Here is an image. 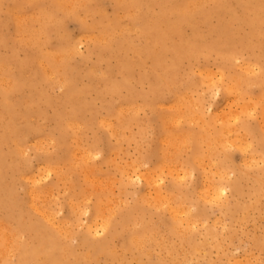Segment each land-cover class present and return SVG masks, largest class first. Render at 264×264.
<instances>
[{"label": "rangeland", "instance_id": "obj_1", "mask_svg": "<svg viewBox=\"0 0 264 264\" xmlns=\"http://www.w3.org/2000/svg\"><path fill=\"white\" fill-rule=\"evenodd\" d=\"M262 34L264 0H0V232L21 236L5 233L0 264L19 256L16 244H37L36 234L57 238L59 264H264V187L255 193L264 181L255 138L264 136ZM228 64L250 75L240 92L225 89ZM222 126L236 135L224 133L214 161L203 159L204 143L187 142ZM218 168L228 171L223 182ZM208 183L224 184L219 198ZM162 203L183 207L180 239ZM144 230L152 235L136 247L132 234ZM163 236L165 249L155 246Z\"/></svg>", "mask_w": 264, "mask_h": 264}, {"label": "bare ground", "instance_id": "obj_2", "mask_svg": "<svg viewBox=\"0 0 264 264\" xmlns=\"http://www.w3.org/2000/svg\"><path fill=\"white\" fill-rule=\"evenodd\" d=\"M13 1V0H12ZM80 2V1H79ZM24 3V2H23ZM87 3V2H86ZM199 3V2H198ZM53 4V3H52ZM63 6V5H62ZM86 7V6H85ZM63 9V8H62ZM101 9V8H100ZM15 10V9H14ZM82 10V9H81ZM183 11V10H182ZM252 11V10H251ZM261 11V10H260ZM36 12V11H35ZM123 13V12H122ZM177 13V12H176ZM185 13V12H184ZM259 13V12H258ZM147 14V13H146ZM43 15V14H42ZM251 16V15H250ZM29 17V16H28ZM61 17V16H60ZM41 18V17H40ZM52 18V17H51ZM58 18V17H57ZM30 19V18H29ZM61 19V18H60ZM24 20H25V18H24ZM28 20V19H27ZM33 20V19H32ZM35 20V19H34ZM38 20V19H37ZM64 20V19H63ZM30 21V20H29ZM24 23V22H23ZM64 24V23H63ZM82 24V23H81ZM249 27H250V32L252 31V25H253V20H251V19H249ZM124 26V25H123ZM23 28V27H22ZM31 28V27H30ZM56 28V27H55ZM89 30V29H88ZM152 30V29H151ZM131 31V30H130ZM191 31V30H190ZM101 32V31H100ZM144 32V31H143ZM19 33H20V31H19ZM32 33V32H31ZM116 33V32H115ZM166 33H168V31L166 32ZM25 34V33H24ZM105 34V33H104ZM107 34V33H106ZM137 34V33H136ZM108 35V34H107ZM262 35H264V34H262ZM84 36V35H83ZM100 37V36H99ZM80 38V37H79ZM85 38V37H84ZM96 38V37H95ZM137 38V37H136ZM249 38H250V34L248 35V37H247V40H249ZM40 40V39H39ZM43 40V39H42ZM98 40V39H97ZM130 40V39H129ZM27 42H28V39H27ZM34 42V41H33ZM257 42V41H256ZM104 43V42H103ZM106 43V42H105ZM79 44V43H78ZM132 44V43H131ZM156 45V44H155ZM43 46V45H42ZM157 46V45H156ZM16 48V47H15ZM75 48V47H74ZM55 51V50H54ZM14 54V53H13ZM131 54H133V52H131ZM90 55V54H89ZM233 55H234V53H233ZM8 56V55H7ZM143 56H145V55H143ZM252 56V55H251ZM58 57V56H57ZM146 57V56H145ZM231 57V56H230ZM233 57V56H232ZM238 57V56H237ZM234 58V57H233ZM88 59V58H87ZM236 59V58H235ZM256 59V58H255ZM228 61H229V59H228ZM102 62V61H101ZM43 63V62H42ZM243 63V62H242ZM241 63V64H242ZM240 64V65H241ZM245 64V63H244ZM248 64H250V63H248ZM63 65V64H62ZM240 65H238V66H240ZM243 65V64H242ZM173 66V65H172ZM245 66H247V63H246V65ZM3 67V66H2ZM233 67H235V66H233ZM242 67V66H241ZM244 67V66H243ZM21 68V67H20ZM229 68L231 69V70H229ZM238 68V67H237ZM251 69V65H250V67H246V69ZM253 68V67H252ZM255 68H257V67H255ZM240 69V68H239ZM238 69V70H239ZM45 70V69H44ZM258 70V69H257ZM240 71H242V70H240ZM239 71V72H240ZM244 71V70H243ZM237 73V74H235L236 72L235 71H233V69H232V67H231V65L230 64H228V66H227V82H228V85L226 86L225 85V89L227 90V91H229V90H239L240 89V87H241V85L243 86V85H246V83L249 81V79H248V76H250V75H247V73H246V75L245 74H243L242 75V73L240 74V73ZM244 72H246V71H244ZM248 72V71H247ZM218 73V72H217ZM48 74V73H47ZM253 74V73H252ZM257 74V73H256ZM262 76V75H261ZM245 77V78H244ZM262 79V78H261ZM50 80V79H49ZM162 81V80H161ZM251 83H253V80H251ZM258 83H261V81L260 82H258ZM210 84V83H209ZM179 86V85H178ZM249 86V85H248ZM247 86V87H248ZM115 88V87H114ZM177 88V87H176ZM125 89V88H124ZM169 89V88H168ZM171 89V88H170ZM121 90V89H120ZM130 91V90H129ZM225 91V90H224ZM233 92H236V91H233ZM238 92H240V90L238 91ZM237 92V93H238ZM261 92V91H260ZM168 93V92H167ZM262 95V94H261ZM73 98V97H72ZM189 98V97H188ZM248 98H250V97H248ZM261 98H264V96H262ZM189 101V100H188ZM184 102V101H183ZM227 102V101H226ZM260 102V101H259ZM241 103H243V101L241 102ZM258 103V102H257ZM261 103H262V101H261ZM261 103H260V107L262 106L261 105ZM244 104V106H246V104L245 103H243ZM243 104H242V107H243ZM170 105V104H169ZM197 105V104H196ZM251 105V104H250ZM139 106V105H138ZM173 106V105H172ZM179 106V105H178ZM191 106V105H190ZM193 106V105H192ZM168 107V106H167ZM170 107V106H169ZM247 107H249V105H247ZM262 107H264V106H262ZM240 108L241 107H239V110H240ZM245 108V107H244ZM243 108V109H244ZM253 108V107H252ZM178 109V108H177ZM190 109V108H189ZM255 109V108H254ZM260 109V108H259ZM120 110V109H119ZM144 110V109H143ZM238 110V109H237ZM241 111H242V109H241ZM244 111V113L246 112V110H243ZM262 112V116H260L261 117V119H262V121L261 122H264V110H261ZM192 112V111H191ZM237 112V111H236ZM174 113V112H173ZM181 113V112H180ZM247 113H249V110H248V112ZM222 114H224L223 113V111H222ZM230 114V113H229ZM195 115V114H194ZM245 115V114H244ZM231 116V115H230ZM236 116V115H235ZM171 117V116H170ZM176 117V116H175ZM221 117V116H220ZM229 117V116H228ZM259 117V118H260ZM178 118V117H177ZM193 118V117H192ZM197 118V117H196ZM217 118V117H216ZM230 118V117H229ZM238 118V117H237ZM236 118V119H237ZM193 119H195V118H193ZM223 119V118H222ZM221 119V120H222ZM233 119V118H232ZM227 120V119H226ZM229 120V119H228ZM227 120V121H228ZM246 120V119H245ZM217 121V120H216ZM210 122V121H209ZM236 122V121H235ZM244 122V121H243ZM259 122V121H258ZM239 123V122H238ZM64 124V123H63ZM168 124V123H167ZM262 124V123H261ZM81 125V124H80ZM2 126V125H1ZM70 126H72V125H70ZM172 126V125H171ZM208 126H209V124H208ZM78 127V126H77ZM205 127V126H204ZM241 127V126H240ZM9 128V127H8ZM7 128V129H8ZM210 128V127H209ZM208 128V129H209ZM222 129V133L223 134H221L219 131H217V132H212V133H209V131L211 132L212 130L210 129L209 131L208 130H204L206 133H207V131H208V137H206V138H204V137H201V135H199L198 137H196L197 136V134H195V137H192V138H187V142H188V140L190 141H192L193 142V144H196V146H198L199 147V143H204V146H206L207 147V151L208 152H206V153H204V154H206L207 156H203L202 158L203 159H206V158H208V156H212V160H213V155H214V153H215V147L216 146H222L221 148H222V151L225 149V143H227L226 141V139L228 138L227 136H228V134L229 133H231L230 131H229V129H231V128H229V127H226V126H222L221 127ZM229 128V129H228ZM262 128H264V127H262ZM207 129V128H206ZM202 130V129H201ZM232 130H234V129H231V131ZM64 131V130H63ZM200 131V130H199ZM198 131V133H202V132H199ZM9 132V131H8ZM8 132H5V133H8ZM114 133H115V131H114ZM170 132H168V134H169ZM191 133V132H190ZM224 133H225V135H226V141L224 140V137H223V135H224ZM228 133V134H227ZM184 134V133H183ZM193 134V133H192ZM213 134V135H212ZM232 134V133H231ZM251 134V133H250ZM33 135V134H32ZM77 135V134H76ZM127 135H129V134H127ZM170 135V134H169ZM172 135V134H171ZM188 135V134H187ZM233 135V134H232ZM234 135H236L235 133H234ZM234 135H233V137H234ZM188 136H191V135H188ZM188 136H186V137H188ZM244 136H245V134H244ZM143 137V136H142ZM229 137H230V135H229ZM181 138V137H180ZM184 138V137H183ZM241 138V137H240ZM238 139L239 141V147H240V140L241 139ZM249 138V137H248ZM256 141H257V145L258 146H260V147H262V149H264V136H260L259 134L258 135H256ZM233 139H236V138H233ZM233 139H229V140H233ZM236 139V140H237ZM52 140V139H51ZM76 140V139H75ZM168 140V139H167ZM224 140V141H223ZM228 140V143L230 142ZM236 140H233V141H236ZM243 140V139H242ZM35 141V140H34ZM80 141V140H79ZM166 141V140H165ZM186 141V140H185ZM33 143V142H32ZM162 143V142H161ZM231 143V142H230ZM235 145L237 144L236 142H233ZM245 143V142H244ZM254 143H255V141H254ZM206 144V145H205ZM232 144V143H231ZM78 145V144H77ZM238 145H236V147L238 146ZM244 145H247L246 143L244 144ZM255 145V144H254ZM140 146V145H139ZM181 146V145H180ZM249 146V145H248ZM190 147V146H189ZM238 147V148H239ZM242 147V146H241ZM244 147V146H243ZM220 148V147H219ZM221 148H220V150H221ZM229 148V147H228ZM251 147H249V149H250ZM186 149H188V148H186ZM227 149V148H226ZM182 150V149H181ZM190 150H192V149H190ZM198 150H199V148H198ZM205 149H203V151H204ZM217 150V149H216ZM251 150H254L255 151V149H251ZM81 151V150H80ZM239 151L241 152V150L239 149ZM243 152L245 151V150H242ZM247 151V150H246ZM171 152H172V150H171ZM178 152V151H177ZM201 152V151H200ZM224 152V151H223ZM230 152V151H229ZM242 152V153H243ZM261 152V151H260ZM199 153V151H197V153L196 154H198ZM203 153V152H202ZM262 153V152H261ZM84 154V153H83ZM224 155L226 154V153H223ZM254 154V153H253ZM162 155V154H161ZM219 155V154H218ZM227 155V154H226ZM225 155V156H226ZM247 155V154H246ZM255 155V154H254ZM193 156V155H192ZM195 156V155H194ZM199 156H200V154H199ZM210 156V157H211ZM224 156V157H225ZM253 156V155H252ZM91 157V156H90ZM165 157V156H164ZM163 157V158H164ZM172 157V156H171ZM228 157V156H227ZM249 157H251V155L249 156ZM262 157H264V156H262ZM69 158H70V156H69ZM167 158H169V157H167ZM190 158V157H189ZM193 157H191V159H192ZM194 158H196V157H194ZM197 158H199V157H197ZM201 158V157H200ZM199 158V159H200ZM173 159V158H172ZM199 159H196V160H198L199 162H201V160H199ZM227 160H228V158H226ZM242 159H243V157H242ZM246 159H248V158H246ZM253 158H251V159H249L250 161L252 160ZM193 160V159H192ZM207 160V159H206ZM209 160V159H208ZM191 161V160H190ZM195 161V160H194ZM214 161V160H213ZM223 161H225V160H223ZM245 161V160H244ZM143 162V161H142ZM203 162V161H202ZM211 162V161H210ZM220 162V161H219ZM225 162H227V161H225ZM229 162V161H228ZM227 162V163H228ZM191 163V162H190ZM218 163V162H217ZM19 164V163H18ZM140 164V163H139ZM182 164V163H181ZM197 164V163H196ZM218 164H220V163H218ZM217 164V165H218ZM147 165V164H146ZM202 165H204V164H202ZM201 165V166H202ZM216 165V166H217ZM223 165H225V164H223ZM228 165V164H227ZM227 165H225V166H227ZM138 166V165H137ZM166 166V165H165ZM174 166V165H173ZM200 165H199V163H198V167H199ZM201 166H200V169H201ZM209 167V166H208ZM212 167H213V165H212ZM215 167V166H214ZM218 167H220V166H218ZM228 167V166H227ZM131 168V167H130ZM197 168V167H196ZM217 168V167H216ZM222 169L224 168V166L223 167H221ZM226 168V167H225ZM94 169V168H93ZM138 169V168H137ZM168 169H169V167H168ZM208 169V168H207ZM219 169V172H218V170H216L217 172H218V176H219V178L221 179V180H219V181H221V182H223L224 180H225V177H226V172H228L226 169V171L225 170H222V172H220V168H218ZM56 170V169H55ZM87 170V169H86ZM133 170V169H132ZM146 170V169H145ZM166 170V169H165ZM188 170V169H187ZM204 170V169H203ZM215 170V169H214ZM137 171H139V170H137ZM170 171V170H169ZM56 172V171H55ZM140 172V171H139ZM159 172V171H158ZM157 172V173H158ZM175 172V171H174ZM216 172V173H217ZM87 173H88V171H87ZM147 173H148V171H147ZM151 173H153V172H151ZM161 173V172H160ZM159 173V174H160ZM170 173H172V172H170ZM178 173V172H177ZM176 173V174H177ZM191 173V172H190ZM202 173V172H201ZM204 173V172H203ZM168 174H169V172H168ZM207 174V173H206ZM205 174V175H206ZM220 174V175H219ZM229 174V173H228ZM41 175V174H40ZM140 175V174H139ZM146 175V174H145ZM156 175V174H155ZM203 175V174H202ZM205 175H203V177L205 176ZM209 175V174H208ZM216 175V174H215ZM140 176H142V175H140ZM147 176L149 177L150 175H148L147 174ZM182 176V175H181ZM30 177V176H29ZM37 177V176H36ZM42 177V176H41ZM139 177V176H138ZM175 177V176H174ZM207 177H209V176H207ZM229 177V176H228ZM142 178V177H141ZM204 178H206V177H204ZM61 179V178H60ZM112 179V178H111ZM128 179V178H127ZM148 179V178H147ZM202 179V178H201ZM207 179V178H206ZM205 179V180H206ZM32 180V179H31ZM129 180V179H128ZM149 180H147V183L149 184L150 182H148ZM203 181H204V179H203ZM207 181L208 180H206V183H207ZM210 181V180H209ZM208 181V182H209ZM216 181H217V179H216ZM219 181H217V182H219ZM1 182V181H0ZM153 183V182H152ZM203 183V182H202ZM225 183V182H224ZM261 183V184H260ZM196 184V183H195ZM226 184V183H225ZM232 184V183H231ZM236 183H234V185H235ZM131 185H132V183H131ZM151 185V184H150ZM208 186L209 185H211L210 183H208L207 184ZM224 184H222V183H217V185H215V184H213V187H212V185L211 186H207L208 188H210V187H212L211 188V190H209V191H211V194H210V198L212 197V198H215V199H217V198H219L220 196H221V194L224 192V190L223 189H221L222 187H224L223 186ZM187 186V185H186ZM195 186V185H194ZM193 186V187H194ZM220 186H222V187H220ZM245 186V185H244ZM67 187V186H66ZM182 187H184V186H182ZM216 187V188H215ZM257 187H258V189L255 191V193L256 192H259V191H261V188L262 187H264V181H259L258 182V184H257ZM205 188V187H204ZM114 189V188H113ZM112 189V190H113ZM196 189H197V186H196ZM199 189V188H198ZM207 189V188H206ZM205 189V190H206ZM104 190V189H103ZM145 190H146V188H145ZM204 190V191H205ZM48 191V190H47ZM65 191V190H64ZM147 191V190H146ZM152 191H153V189H152ZM201 191H203V190H201ZM204 191H203V194H208L209 193V191H205V193H204ZM6 191H4V193H5ZM10 192V191H9ZM50 192V191H49ZM48 192V193H49ZM93 192V191H92ZM121 192V191H120ZM155 192H156V190H155ZM155 192H153L154 193V196H157V197H155V198H157L156 199V201H157V203H155L156 204V206H155V204L153 205V207L155 206V207H157L158 205H161V204H159L158 202H160L161 203V201L160 200H158L160 197H159V193H157V194H155ZM149 193V192H148ZM32 194V193H31ZM50 194V193H49ZM88 194V193H87ZM172 194V193H171ZM171 194H170V196H171ZM197 194V193H196ZM202 194V193H201ZM257 194V193H256ZM134 195V194H133ZM161 195V194H160ZM3 196V195H2ZM92 196V195H91ZM153 196V195H152ZM163 196V195H162ZM162 196H161V199H162ZM209 196V195H208ZM32 197V196H31ZM35 197H36V195H35ZM82 197V196H81ZM201 197V196H200ZM4 198H6V196L4 197ZM140 198H141V196H140ZM163 198H165L164 196H163ZM170 198V197H169ZM171 198H172V196H171ZM176 198V197H175ZM196 198V197H195ZM209 198V197H208ZM151 200V199H150ZM162 200H165V199H162ZM31 201V200H30ZM86 201V200H85ZM139 201H141V203H148V198H145V197H143V195H142V198L139 200ZM138 201V202H139ZM182 201H183V199H182ZM181 201V202H182ZM9 202V201H8ZM32 202V201H31ZM103 202V201H102ZM119 202V201H118ZM166 203H168L169 202V200H168V198H167V201H165ZM33 203V202H32ZM97 203V202H96ZM116 203V202H115ZM151 203V202H150ZM150 203H148L149 205H151ZM166 203H162V209L164 210L165 209V211H166V209L169 207V208H171L170 206H168L167 208H165L163 205L165 204V206H167V204ZM192 203V202H191ZM225 203H226V201H225ZM82 204H83V202H82ZM100 204V203H99ZM132 204V203H131ZM158 204V205H157ZM196 204V203H195ZM36 205V204H35ZM71 205H73V204H71ZM84 205V204H83ZM96 205H98V204H96ZM176 205H177V203H176ZM176 205H173L172 204V207L173 206H175V207H177ZM179 205H180V202L178 203V207H179ZM181 205H182V203H181ZM180 205V206H181ZM197 205V204H196ZM227 205V204H226ZM30 206V205H29ZM104 206V205H103ZM108 206V205H107ZM130 206V205H129ZM138 206V205H137ZM192 206V205H191ZM198 206V205H197ZM74 207V206H73ZM82 207V206H81ZM95 207V206H94ZM193 207V206H192ZM195 207V206H194ZM97 209H98V212H99V209H100V207H96ZM102 208V207H101ZM144 208H146V207H144ZM160 208V207H159ZM174 208V207H173ZM173 208H172V210H173ZM183 207H181V209H180V212H178L179 210L178 209H175L174 211H171V210H167L166 212H168V214H169V212H171V214H172V216H171V221H172V223H171V225H170V227H169V232L171 233V235H179L181 232L183 233V231H181V229L182 228H180L179 229V224H180V218H179V216H180V214L181 213H183L184 214V211H182L181 212V210H183L182 209ZM197 208H199V207H197ZM97 209H95L94 211H97ZM131 209V208H130ZM142 209V208H141ZM188 209V208H187ZM194 210L196 209V208H193ZM36 210H38V209H36ZM72 210H74V209H72ZM75 210H77V208H75ZM81 210H82V208H81ZM178 210V211H177ZM261 210V209H260ZM19 211V210H18ZM77 211H79V209L77 210ZM76 211V212H77ZM87 211V210H86ZM108 211V210H107ZM157 211H158V209H157ZM187 210H185V212H186ZM189 211V210H188ZM187 211V212H188ZM192 211V210H191ZM191 211H190V213H191ZM73 212V211H72ZM102 212H103V210H102ZM102 212H101V210H100V213L102 214ZM186 212V213H187ZM37 213V212H36ZM51 213V212H50ZM110 213V212H109ZM142 212H140V214H141ZM143 213H144V211H143ZM143 213H142V216H143ZM185 213V214H186ZM20 214H22V213H20ZM20 214H18V215H20ZM96 214V213H95ZM113 214V213H112ZM134 214V213H133ZM187 214H189V212L187 213ZM41 215V214H40ZM76 215H77V213H76ZM106 216L108 215V213L107 214H105ZM110 215V214H109ZM125 215V214H124ZM136 215V214H135ZM26 216V215H25ZM103 216V215H102ZM136 216H139L138 215V213H137V215ZM141 216V217H142ZM24 217V216H23ZM22 217V219H24ZM104 217V216H103ZM199 217V216H198ZM20 218V217H19ZM46 218V217H45ZM106 217H104V219H105ZM110 219V217L108 216L106 219ZM124 218V217H123ZM182 218V217H181ZM31 219H32V217H31ZM44 219V218H43ZM48 219V218H47ZM103 219V218H102ZM103 219V220H104ZM105 219V220H106ZM133 219V218H132ZM134 219H135V216H134ZM182 219H184V218H182ZM186 219V218H185ZM188 219L189 220H187V222H190V217H189V215H188ZM192 219H193V217H192ZM194 219H195V217H194ZM196 219H197V217H196ZM225 219V218H224ZM20 221H21V219H19ZM29 220V219H28ZM104 220V221H105ZM137 220V218L135 219V221ZM31 220H29V222H30ZM104 221H103V224H106V223H109V222H107V220L105 221L106 223H104ZM143 221V220H142ZM16 222V221H15ZM18 222V221H17ZM26 222V221H25ZM56 222V221H55ZM140 222V221H139ZM138 221H137V223H139ZM181 222H183V223H185V220L183 221H181ZM192 222H194L193 220L190 222V224L191 225H193L192 224ZM51 223H52V221H51ZM118 223V222H117ZM134 223V222H133ZM142 222H140V224H141ZM144 223V222H143ZM168 223V222H167ZM39 224V223H38ZM43 224H45V223H43ZM42 224V225H43ZM47 224V223H46ZM3 225V224H2ZM91 225V224H90ZM108 225V224H107ZM131 225H132V223H131ZM137 225V224H136ZM150 225V224H149ZM6 226V225H5ZM27 226V225H26ZM46 226H48L49 227V224H47V225H45L44 226V228L46 227ZM95 226V225H94ZM106 226V225H105ZM138 226V225H137ZM136 226V227H137ZM165 226H167V228H168V225H165ZM190 226V225H189ZM189 226H186V223H185V227L187 228V227H189ZM31 227H33V226H31ZM107 227V226H106ZM125 227V226H124ZM123 227V225H122V229L124 228ZM134 227H135V224L132 226V228L134 229ZM135 227V228H136ZM140 227V226H139ZM181 227V226H180ZM185 227H183V229L185 230L186 228ZM0 228H3V226L2 227H0ZM16 228V227H15ZM15 228H13V229H15ZM43 228V229H44ZM55 228V227H54ZM95 228V227H94ZM129 228V227H128ZM127 227H126V230L128 229ZM164 228V227H163ZM166 228V227H165ZM191 228V226L189 227V229ZM4 229H6V230H8L7 229V226L4 228ZM40 229V228H39ZM57 229V228H56ZM67 229V228H66ZM102 229V228H101ZM133 229H131V230H129V232L130 231H132ZM191 229H193V228H191ZM5 230V231H6ZM16 230V232H17V229H15ZM57 230H59V229H57ZM89 230V229H88ZM94 230H96V229H94ZM105 230V229H104ZM103 230V231H104ZM123 230H125V229H123ZM135 230V229H134ZM1 231V230H0ZM90 231V230H89ZM186 232H187V230H185ZM190 231V230H189ZM188 231V232H189ZM239 231V230H238ZM246 231V230H245ZM9 232V231H8ZM16 232L14 233V230H13V233L14 234H16ZM38 232V231H37ZM53 232V231H52ZM67 232V230L65 231V234H64V236L67 234V238H69L70 239V237H69V234H68V232ZM133 232V231H132ZM5 233L6 232H0V250H1V248H2V245L4 246V243H5V245H8V246H4L5 247V250H6V248H9V242H11L12 241V239L10 240V234L12 233V231L11 232H9L10 234L8 235L9 236V242L8 241H5ZM13 233L11 234V237H12V235H13ZM18 233H20V232H18ZM89 233V232H88ZM93 233V232H92ZM135 233V232H134ZM148 232H146V230H144V231H142V233H136V234H132V236H133V240H132V242L131 243H133L136 247H137V245L139 246V245H143L145 242H146V240H147V237H149V236H151L152 234H147ZM152 233V232H151ZM54 234V233H53ZM85 234H86V232H85ZM130 234H131V232H130ZM167 234H168V230H167ZM191 234V233H190ZM195 234V233H194ZM17 235V234H16ZM15 235V236H16ZM61 235V234H60ZM59 235V236H60ZM88 236H89V234H87ZM90 235H92V234H90ZM94 235V234H93ZM98 235V234H97ZM168 235H170V234H168ZM182 235L183 234H181V235H179V239H180V236L182 237ZM215 235V234H214ZM7 236V233H6V237H8ZM18 236H20V235H17V238L15 237H12V238H14L15 239V241H16V239H17V241H18ZM35 236V235H34ZM36 236H38V239H37V241H38V243L37 244H35V245H29L28 244V242H27V244H21V245H18V244H16V243H18L17 241H16V247H17V249L19 250V251H21V253L19 254V256L13 261V259L10 257V259H12V260H10L9 262H6L5 264H36V262L38 261V259H39V257H47V259H46V262L48 263V264H59L58 262H59V260H58V262H57V260H55L54 259V255H55V253L57 252V246L59 245L56 241H58V240H54V239H57V238H52L51 236H52V234H36ZM53 236H56V237H59L58 236V234H56V235H53ZM73 236V235H72ZM131 236V237H132ZM185 236V235H184ZM184 236H183V238H184ZM190 236V235H189ZM21 237V236H20ZM63 237V233H62V236H61V238ZM85 237H86V235H85ZM129 237H130V235H129ZM129 237H128V239H129ZM130 237V238H131ZM170 236H168V238H169ZM217 237V236H216ZM89 238V237H88ZM93 238V237H92ZM163 238V240H159L158 241V244H157V241H155V246H159V248H162L165 244H164V236L162 237ZM171 238V237H170ZM255 238V237H254ZM7 240H8V238H6ZM59 239V238H58ZM68 239V240H69ZM126 239V238H125ZM132 239V238H131ZM158 239V238H157ZM65 240V239H64ZM68 240H67V242H68ZM182 240H184V239H182ZM188 240V239H187ZM14 241V240H13ZM14 241V242H15ZM26 241V240H25ZM100 241V240H99ZM145 241V242H144ZM238 241V240H237ZM6 242H8L9 244H7ZM128 242V241H127ZM30 243V242H29ZM143 243V244H142ZM182 243H184V242H182ZM208 243V242H207ZM96 244V243H95ZM115 244V243H114ZM169 244V243H168ZM167 244V245H168ZM63 245V244H62ZM67 245V244H66ZM82 245V244H81ZM128 245V244H127ZM170 245V244H169ZM173 245V244H172ZM185 245V244H184ZM64 246V245H63ZM133 246V245H132ZM144 246H146V243L144 244ZM143 246V248L145 249V247ZM151 246H153V244L151 245ZM154 246V247H155ZM174 246V245H173ZM192 246H195V245H191V246H188V247H192ZM13 247V246H12ZM59 247V246H58ZM62 247V246H61ZM125 247V248H124ZM124 247H122V248H124V251L126 250V246H124ZM142 247V246H141ZM181 247H183V246H181ZM14 248H15V245H14ZM66 248H67V246H66ZM129 248V247H128ZM164 248V247H163ZM179 249H178V251L180 250V246L178 247ZM10 249V248H9ZM16 249V248H15ZM61 248H59V250H60ZM65 248H63V250H64ZM70 249V248H69ZM89 249H90V247H89ZM105 249H106V247H105ZM109 249V248H108ZM142 249V248H141ZM143 249V250H144ZM165 249V248H164ZM170 249V248H169ZM187 249H189V248H187ZM197 248L196 247H194L193 248V250L190 248L189 250H190V252L189 253H195V251H197L196 250ZM3 250V249H2ZM2 250H1V252H2ZM8 250V249H7ZM6 250V251H7ZM62 250V249H61ZM62 250V251H63ZM86 250V249H85ZM91 250V249H90ZM100 250H102V249H100ZM100 250H98L99 252H98V254L101 252ZM114 251V249H111V251ZM123 250V249H122ZM131 250V249H130ZM142 250V251H143ZM166 250H168V249H166ZM171 250H172V247H171ZM192 250V251H191ZM5 251V252H6ZM16 251V250H15ZM62 251H60L61 253H62ZM89 251V250H88ZM123 251V253H125V252H127V251H125L124 252ZM129 251V250H128ZM139 251H140V248H139ZM141 251V252H142ZM145 251V250H144ZM182 251V250H181ZM0 252V253H1ZM10 252V251H9ZM85 252V251H84ZM103 252V251H102ZM101 252V253H102ZM106 253H109V252H107V251H105ZM130 252V251H129ZM141 252H139V253H141ZM169 252V251H168ZM175 252H177L176 251V249H174V253ZM185 252V251H184ZM184 252H179V253H184ZM60 253V254H61ZM75 253V252H74ZM100 253V254H101ZM113 253V252H112ZM120 253V252H119ZM122 253V252H121ZM122 253V254H123ZM131 253V252H130ZM145 253V252H144ZM171 253V252H170ZM203 253V252H202ZM2 254H4V251H3V253ZM9 253L7 252L6 253V255H8ZM65 254V253H64ZM71 254V253H70ZM70 254H68V256H73V255H70ZM98 254L96 255V256H98ZM114 254H116V253H114ZM177 254V253H176ZM5 255V254H4ZM10 255V254H9ZM9 255H8V257H9ZM79 255V254H78ZM80 255H82L81 256V260H82V257L84 258H86L87 256H85L86 254L84 253V255H83V253H80ZM79 255V256H80ZM88 255H89V252H88ZM107 255H109V254H107ZM110 255H111V252H110ZM109 255V256H110ZM162 255V254H161ZM257 255V254H256ZM11 256V255H10ZM63 256V255H62ZM64 256H66V255H64ZM64 256H63V258H64ZM77 256V255H76ZM101 255H99V257H100ZM112 256V255H111ZM117 256V255H116ZM152 256V255H151ZM171 256H172V254H171ZM184 256V255H183ZM251 256H253L252 254H251ZM3 256H1L0 255V259L2 258ZM7 258V256H4V258ZM67 257V256H66ZM92 257V259H93V257L94 256H91ZM102 257V256H101ZM118 257V261L120 262V259H119V257L120 256H117ZM116 257V258H117ZM170 257V256H169ZM258 257V256H257ZM4 258H2L3 260H4ZM85 258H84V260H85ZM62 259V258H61ZM69 259V258H68ZM88 259V261L90 262L91 260H89V257L87 258ZM106 259V258H105ZM109 259V258H108ZM122 259V258H121ZM183 259H185V257L183 258ZM2 260V261H3ZM7 260H9L8 258H7ZM7 260H5V261H7ZM63 260H65V258L63 259ZM77 260V259H76ZM75 260V261H76ZM83 260V261H84ZM116 260V259H115ZM177 260V259H176ZM244 260H246V259H244ZM1 261V260H0ZM42 261V260H41ZM41 261H39V262H41ZM86 261V260H85ZM96 261V260H95ZM94 261V262H95ZM182 261V260H181ZM184 261V260H183ZM256 261V260H255ZM255 261H254V264H255ZM66 263H67V261H65ZM92 262V261H91ZM90 262V263H91ZM114 262H116V261H114ZM123 262H125V261H123ZM127 262V261H126ZM124 263V264H127V263ZM121 264H123L122 263V261L120 262ZM181 263V262H180ZM202 263V262H201ZM4 264V263H3ZM61 264V263H60ZM115 264V263H114ZM118 264V263H117ZM182 264H184V263H182Z\"/></svg>", "mask_w": 264, "mask_h": 264}]
</instances>
